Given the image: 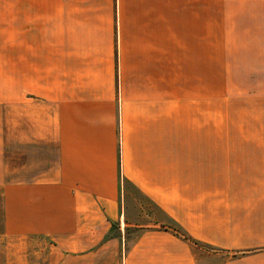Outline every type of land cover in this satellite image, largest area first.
<instances>
[{
    "label": "crops",
    "instance_id": "obj_1",
    "mask_svg": "<svg viewBox=\"0 0 264 264\" xmlns=\"http://www.w3.org/2000/svg\"><path fill=\"white\" fill-rule=\"evenodd\" d=\"M206 48H264V0H5L0 264H264V134H206Z\"/></svg>",
    "mask_w": 264,
    "mask_h": 264
},
{
    "label": "rangeland",
    "instance_id": "obj_2",
    "mask_svg": "<svg viewBox=\"0 0 264 264\" xmlns=\"http://www.w3.org/2000/svg\"><path fill=\"white\" fill-rule=\"evenodd\" d=\"M4 4L0 0V6ZM202 67L206 134H264V48H206V63L200 70ZM125 186L133 195L131 186ZM44 243L34 247L35 252Z\"/></svg>",
    "mask_w": 264,
    "mask_h": 264
},
{
    "label": "trees",
    "instance_id": "obj_3",
    "mask_svg": "<svg viewBox=\"0 0 264 264\" xmlns=\"http://www.w3.org/2000/svg\"><path fill=\"white\" fill-rule=\"evenodd\" d=\"M176 230H177L178 233L180 232L178 229H176Z\"/></svg>",
    "mask_w": 264,
    "mask_h": 264
}]
</instances>
